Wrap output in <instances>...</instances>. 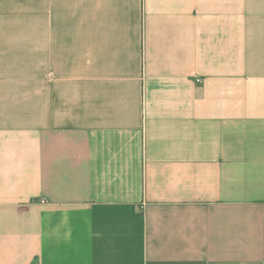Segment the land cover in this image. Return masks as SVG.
<instances>
[{
  "label": "crops",
  "instance_id": "1",
  "mask_svg": "<svg viewBox=\"0 0 264 264\" xmlns=\"http://www.w3.org/2000/svg\"><path fill=\"white\" fill-rule=\"evenodd\" d=\"M30 1L0 0V264H264V0H35V72Z\"/></svg>",
  "mask_w": 264,
  "mask_h": 264
},
{
  "label": "rangeland",
  "instance_id": "2",
  "mask_svg": "<svg viewBox=\"0 0 264 264\" xmlns=\"http://www.w3.org/2000/svg\"><path fill=\"white\" fill-rule=\"evenodd\" d=\"M34 2V5H30L29 8V49H30V72L33 69L35 72V64H36V30H37V7L35 5V0L30 1V3Z\"/></svg>",
  "mask_w": 264,
  "mask_h": 264
},
{
  "label": "built area",
  "instance_id": "3",
  "mask_svg": "<svg viewBox=\"0 0 264 264\" xmlns=\"http://www.w3.org/2000/svg\"><path fill=\"white\" fill-rule=\"evenodd\" d=\"M198 82H200V83H201V80H198Z\"/></svg>",
  "mask_w": 264,
  "mask_h": 264
}]
</instances>
